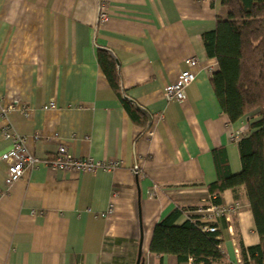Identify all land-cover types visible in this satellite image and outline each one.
Here are the masks:
<instances>
[{"label": "crops", "instance_id": "0c3cea01", "mask_svg": "<svg viewBox=\"0 0 264 264\" xmlns=\"http://www.w3.org/2000/svg\"><path fill=\"white\" fill-rule=\"evenodd\" d=\"M106 5L108 16L98 21L97 0H0V155L11 146L8 124L39 159L5 192L0 160V264H135L139 249L144 264H178L173 254L150 251L155 224L175 208L183 209L174 222L182 224L218 173L241 172L248 116L232 123L222 110L211 85L219 66L201 37L226 16L221 0ZM99 50L116 64L119 94ZM191 57L196 77L186 98L166 100V85ZM124 96L151 115L150 126ZM123 101L143 118L131 119ZM8 105L15 108L5 117ZM59 145L75 157L118 164L94 172L53 168L46 160ZM219 197L238 208L217 223L224 258L211 264H243L240 244L259 243L245 187Z\"/></svg>", "mask_w": 264, "mask_h": 264}, {"label": "trees", "instance_id": "16d2710c", "mask_svg": "<svg viewBox=\"0 0 264 264\" xmlns=\"http://www.w3.org/2000/svg\"><path fill=\"white\" fill-rule=\"evenodd\" d=\"M221 3L226 16H218L214 30L201 36L207 56L215 58L219 66L211 85L232 123L248 116V132L239 141L241 172L218 173L207 191L211 201L219 203V193L224 189L244 185L259 243L247 247L241 243L240 253L243 264L250 261L264 264V0H221ZM98 59L119 94L114 60L103 50H99ZM123 104L131 119L143 118L131 104L126 101ZM182 212V208H175L155 224L150 251L173 254L178 264L185 263L189 257L197 264L222 260L219 232L202 231L194 220L195 215L176 225L174 222Z\"/></svg>", "mask_w": 264, "mask_h": 264}, {"label": "built area", "instance_id": "2783aa9c", "mask_svg": "<svg viewBox=\"0 0 264 264\" xmlns=\"http://www.w3.org/2000/svg\"><path fill=\"white\" fill-rule=\"evenodd\" d=\"M98 1V21H104L108 16L107 0H97ZM188 68L179 71L177 79L168 85L164 89V97L169 101L181 102L186 98V88L190 83H192L196 77L195 73L192 72L191 68L197 64L196 57H191L187 60ZM51 107L54 106L53 101L49 104ZM14 105H8L3 108L2 114L6 117V113L11 109H14ZM19 110L26 116L29 115L30 110L28 107L21 105L18 107ZM3 134L5 137L11 140L10 148L0 155V160L4 161L7 165L6 176H5V192L8 187L13 183V181L18 178L25 167L35 166L39 159L29 153L27 150V137L23 135L16 134L12 131L10 125L6 124L3 127ZM233 138V134L231 133ZM35 135L34 138H37ZM47 165L61 169H77L82 172H94L98 168H110L118 164V161H110L105 163L104 161H95L90 157L80 158L75 157L68 153L64 145H59L54 156L46 160ZM215 196V195H214ZM211 196L209 195L206 202L198 205L195 212V221L199 222V228L204 232H217V223L220 219L229 217L231 214L237 211V206L234 204L226 203H213L211 201ZM111 210L109 206L108 211ZM186 264H197L193 257H189Z\"/></svg>", "mask_w": 264, "mask_h": 264}, {"label": "water", "instance_id": "95a60500", "mask_svg": "<svg viewBox=\"0 0 264 264\" xmlns=\"http://www.w3.org/2000/svg\"><path fill=\"white\" fill-rule=\"evenodd\" d=\"M125 100H127L128 102H130V103H132L133 104V107L136 109V110H138V111H140V112H142V113H144L147 117H148V126H150L151 125V122H152V117H151V115L143 108V107H141V106H139L137 103H135L134 101H132L131 99H129V98H127L126 96H124L123 97ZM135 264H144V258L142 257V255H141V250L139 249L138 250V254H137V258H136V262H135Z\"/></svg>", "mask_w": 264, "mask_h": 264}, {"label": "rangeland", "instance_id": "374dc122", "mask_svg": "<svg viewBox=\"0 0 264 264\" xmlns=\"http://www.w3.org/2000/svg\"><path fill=\"white\" fill-rule=\"evenodd\" d=\"M206 199H207V198L203 199L199 205L205 203V202H206Z\"/></svg>", "mask_w": 264, "mask_h": 264}]
</instances>
